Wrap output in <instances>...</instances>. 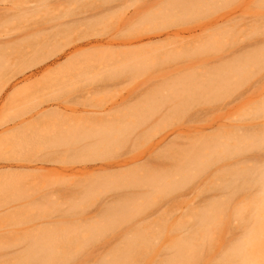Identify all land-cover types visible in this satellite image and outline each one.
Returning a JSON list of instances; mask_svg holds the SVG:
<instances>
[{
    "label": "rangeland",
    "instance_id": "374dc122",
    "mask_svg": "<svg viewBox=\"0 0 264 264\" xmlns=\"http://www.w3.org/2000/svg\"><path fill=\"white\" fill-rule=\"evenodd\" d=\"M188 1L0 0V264L49 238L79 248L59 264H106L142 234L130 264H264V189L228 176L264 172V60L233 72L264 56V0Z\"/></svg>",
    "mask_w": 264,
    "mask_h": 264
},
{
    "label": "bare ground",
    "instance_id": "6f19581e",
    "mask_svg": "<svg viewBox=\"0 0 264 264\" xmlns=\"http://www.w3.org/2000/svg\"><path fill=\"white\" fill-rule=\"evenodd\" d=\"M169 1V0H168ZM167 0H166V4H167V6L165 7V12H164V14L166 13V11L168 12V15H170L169 13L171 12V8H173L172 10H174L175 8L177 9V10H179V8H180V6L182 7L183 6V4L185 5V7L186 6H188L189 4H191V3H193V2H191V1H188V4H187V2H186V0L185 1H183L182 3L180 2V0L178 1L177 0V3H172V2H168ZM171 1H174V0H171ZM176 1V0H175ZM182 1V0H181ZM168 2V3H167ZM179 2V3H178ZM190 2V3H189ZM172 3V4H171ZM180 3H181V5H180ZM165 4V2H164V5H166ZM168 4H169V6H170V8L169 9H167L169 6H168ZM194 4L193 5H191V7H189V9H186V10H184L185 8H181L180 10H179V12L181 11V10H184V13H193V11L195 10L194 8ZM176 10V11H177ZM186 11V12H185ZM173 12V11H172ZM183 12V11H182ZM181 13V12H180ZM167 15V14H166ZM168 17V16H167ZM183 18V17H182ZM182 18H173V20H171V19H169V21L168 20H166L167 22V24H173V23H175V22H177V21H179V20H181ZM179 19V20H178ZM183 20V19H182ZM182 33V32H181ZM171 35H173V36H176V35H178V31L177 30H175V31H173L172 33H170V32H167V36L169 37V36H171ZM129 43L131 44V43H133V41L132 40H130L129 41ZM144 49H146V47H143ZM142 48V49H143ZM147 48H150V47H147ZM249 53V52H248ZM250 54V53H249ZM263 54L261 53V55H259V56H257V55H255V54H252V55H247L246 56V53H245V55L244 54H242L241 56H243V60H245V58H244V56L246 57V60L248 61V62H250V63H253L255 66H257L256 64H259L260 62H263V60H264V56H262ZM236 58H238V57H236ZM235 58V59H236ZM240 60H242L241 59V57L239 58ZM238 59V60H239ZM238 60H235V62L237 61V62H239V64H241V66H238V64H236L235 63V65L236 66H238L237 67V69L235 70L234 69V67H235V65L233 66V68H231L230 66H228V65H224V69L226 70V68H225V66H228V68H231L232 70H230V72H231V74L233 73V72H237L236 74H239L238 72V70L240 69V67H242V66H245L246 67V60H245V64L244 65H242V63L244 62L243 60H242V63H240V61H238ZM233 62H234V60H232ZM248 62H247V64H248ZM35 64H37L36 62H33V63H31V64H29L27 67H31V66H34ZM227 64V63H226ZM252 64V67H254V65ZM249 66H251L250 64H249ZM218 69V68H217ZM233 69H234V71H233ZM218 70H221V69H218ZM241 70V69H240ZM255 70V69H254ZM224 71V70H223ZM233 71V72H232ZM221 73H219L218 75L220 76V78L218 79H216V77L214 78L215 80H219V82L221 81V80H225V77H228L227 75L225 76V75H223V73H222V70L220 71ZM221 74V75H220ZM234 74V73H233ZM232 74V75H233ZM235 74V75H236ZM223 75V77H224V79H222L221 78V76ZM234 75V76H235ZM235 77H237V75L235 76ZM212 80H213V78L211 79V81H210V83H212L211 85H213V83H214V81L212 82ZM227 80H228V78H227ZM226 80V81H227ZM223 83H225L224 81H222ZM192 83V82H191ZM208 84H209V82H207ZM218 82L216 81V84H217ZM227 83V82H226ZM215 84V83H214ZM215 84V85H216ZM220 85H221V82L219 83ZM223 85H226V84H223ZM192 89L190 90V89H188L189 91H187V93H188V96H190L191 94V96H193L194 94H197L199 91H201V90H203L204 91V89H206L207 90V88L206 87H211V86H202V85H200L201 87H202V89H201V87L199 86V85H196V87L193 89V87L195 86V84L193 83L192 85ZM217 86H218V84H217ZM191 88V87H190ZM213 89V88H212ZM212 89H209V90H212ZM191 93V94H190ZM190 94V95H189ZM168 98V97H167ZM165 100H163L162 99V102H165L166 100L168 101L169 99H166V98H164ZM171 100V99H170ZM166 101V102H167ZM171 102V101H170ZM37 106V105H36ZM35 107H31V109H34ZM31 109L30 110H28L27 112H30L31 111ZM36 109V108H35ZM26 112V113H27ZM44 114H46V113H44V112H42L41 110H39V109H37V110H35V112L34 113H31V117H38V116H42V115H44ZM121 138H122V136H121ZM122 139H124V137L122 138ZM236 143H240V141H237ZM246 146H241L240 147V149H242V148H245ZM248 147H253V148H264V138H260V139H258V138H255V137H252V141H251V143L249 144V146ZM226 153V154H225ZM234 152L233 151H229V147L227 146V147H225L224 149H222V150H220V151H218L217 152V155H216V158L217 159H222V158H225V157H227L228 155H230V154H233ZM222 154H224L223 156H221ZM211 157H214V154L211 156ZM189 161V160H188ZM191 161V160H190ZM189 161V162H190ZM192 161H194V160H192ZM190 163H192V164H195V166L198 168H196L195 167V169L196 170H199L200 168H201V165L198 163H194V162H190ZM197 164V165H196ZM190 165V164H189ZM186 168H188V167H186ZM186 168H185V170H186ZM190 169V175H184V173L185 172H183V175L185 176V177H188V176H193V174L194 173H192V171H191V168H189ZM188 169V170H189ZM180 172V173H179ZM179 175L181 176L182 174H181V171H180V169H179ZM185 174H188V173H185ZM232 180H234V181H238L239 180V182H240V186H238V185H235V186H233V185H226L228 188H230V187H232V193L234 192V193H237V192H240V191H242L245 187H249V186H252V185H259L260 186V188H262V190L264 189V172H259L258 170H256V169H243L241 172H234L233 174H229L228 175ZM174 180V179H173ZM174 185H175V183H173ZM171 186H173L172 185V182H171V184H170ZM170 187V186H169ZM173 188H175L174 186H173ZM173 188H171V189H173ZM115 206H117V205H115ZM114 206V207H115ZM125 206V205H124ZM123 206V207H124ZM212 206V205H211ZM8 207V206H7ZM113 207V206H112ZM111 207V208H112ZM119 207V208H118ZM118 207H115L116 209H119L118 211H120L121 209H120V205H118ZM125 207H127V208H129V206H125ZM124 207V208H125ZM108 208V207H107ZM122 208V207H121ZM124 208H122V209H124ZM127 208L126 209H124V212H125V210H127ZM13 209V208H12ZM105 209V208H104ZM109 209V211H110V217H116V215H118V214H116L115 215V213H112V211L114 210V208H113V210L111 211L110 210V207L108 208ZM107 209V210H108ZM115 209V210H116ZM115 210H114V212H115ZM117 210H116V212H118ZM128 211V210H127ZM104 212H106V209H105V211ZM108 212V211H107ZM122 212V211H121ZM120 212V213H121ZM107 214H109V212L107 213ZM113 215V216H112ZM109 216V215H108ZM111 219H113V218H111ZM210 216L209 215H207V210H206V212H205V214L202 216V218L200 219V221H199V229H198V232H200V233H202L203 231H205V225H206V223H207V221H210ZM255 224H257L256 226L257 227H252L250 230H249V232H248V239L246 240V241H240V242H237V243H234L233 244V247H232V249H231V255H229L228 256V258L229 259H232V260H241L242 258H245V247L246 246H251V245H253V243H254V241H255V239H256V235L258 234V226L260 225V218H258L255 222H254ZM263 225H264V223H263ZM143 230V229H142ZM141 230V231H142ZM141 231H139V233L141 232ZM144 231V230H143ZM138 233V232H137ZM138 233V234H139ZM143 233V232H142ZM136 234V233H135ZM143 235V234H142ZM141 235V236H142ZM144 235H145V233H144ZM135 236V235H134ZM132 237L133 239L135 238V237ZM140 235L139 236H137L136 235V237H137V240H139L136 244L134 243H128V245L126 246V244H125V246H123L124 248H121V249H116L117 251H114L112 254L113 255H111V261H108L106 264H130V262L133 260V258L135 257V255L139 252V250L141 249V246H142V244H143V242H144V240L145 239H143V236L141 237ZM139 237V238H138ZM141 237V238H140ZM144 237H146V236H144ZM53 239V238H52ZM52 239H47L46 240V244L44 245V246H39V247H36L35 248V246L32 248H29V252L27 253V256L25 257V260L26 261H35V262H38V261H41V263L42 264H59L60 263V261L62 260V258L63 257H65V256H70V255H74L78 250H79V248H78V246H75V247H65L63 250H59L54 244H55V241L54 240H52ZM128 240L129 239H131V238H127ZM187 240L188 239H182V240H180L178 243L176 242L175 244H174V248L178 251V258H179V260H180V258H182L183 257V253L185 252V250H187V249H189V247H188V245H187ZM51 241V242H50ZM48 243H50L51 245L50 246H48ZM52 245H54V246H52ZM113 256V257H112ZM38 260V261H37ZM38 263H40V262H38ZM40 263V264H41ZM102 264H104V263H102Z\"/></svg>",
    "mask_w": 264,
    "mask_h": 264
}]
</instances>
